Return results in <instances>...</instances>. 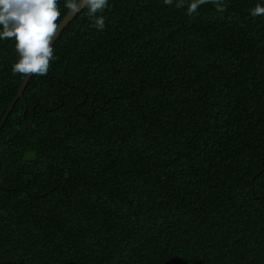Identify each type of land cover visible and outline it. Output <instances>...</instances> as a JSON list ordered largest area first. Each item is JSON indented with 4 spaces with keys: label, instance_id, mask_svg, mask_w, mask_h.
Instances as JSON below:
<instances>
[{
    "label": "trees",
    "instance_id": "16d2710c",
    "mask_svg": "<svg viewBox=\"0 0 264 264\" xmlns=\"http://www.w3.org/2000/svg\"><path fill=\"white\" fill-rule=\"evenodd\" d=\"M189 2L62 29L0 128V264H264V0Z\"/></svg>",
    "mask_w": 264,
    "mask_h": 264
},
{
    "label": "clouds",
    "instance_id": "9594fccd",
    "mask_svg": "<svg viewBox=\"0 0 264 264\" xmlns=\"http://www.w3.org/2000/svg\"><path fill=\"white\" fill-rule=\"evenodd\" d=\"M175 2L177 8L184 6V0H163L165 5ZM213 3L217 11L223 12L222 0H190L187 14L192 15L202 4ZM59 0H0V41L10 39L17 53V60L11 71L15 74L45 76L54 60L52 37L59 27L61 12ZM109 0H64V7L72 12L78 5L87 9L90 25L98 31L105 28L101 14ZM264 15V4H257L250 13Z\"/></svg>",
    "mask_w": 264,
    "mask_h": 264
},
{
    "label": "water",
    "instance_id": "95a60500",
    "mask_svg": "<svg viewBox=\"0 0 264 264\" xmlns=\"http://www.w3.org/2000/svg\"><path fill=\"white\" fill-rule=\"evenodd\" d=\"M78 11L76 12H72V11H68L64 17L61 19V21L59 22V27L56 31V34L52 37L51 40V44H53V42L55 41V39L57 38V36L60 34V32L62 31V29L65 27V25L83 8L82 5H78ZM31 73L27 74L23 81L21 82L20 86L18 87L17 92L15 93L13 99L11 100V102L9 103L1 121H0V128L2 127L3 123L5 122L7 116L9 115L10 111L12 110L15 102L17 101L18 98H20L23 94V91L27 85V82L29 81L30 77H31Z\"/></svg>",
    "mask_w": 264,
    "mask_h": 264
}]
</instances>
